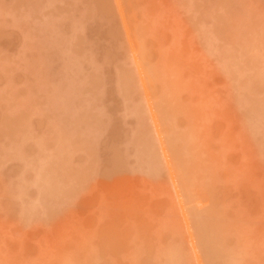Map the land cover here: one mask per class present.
I'll return each mask as SVG.
<instances>
[{
    "label": "rangeland",
    "instance_id": "374dc122",
    "mask_svg": "<svg viewBox=\"0 0 264 264\" xmlns=\"http://www.w3.org/2000/svg\"><path fill=\"white\" fill-rule=\"evenodd\" d=\"M0 264H264V0H0Z\"/></svg>",
    "mask_w": 264,
    "mask_h": 264
}]
</instances>
